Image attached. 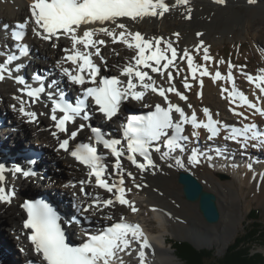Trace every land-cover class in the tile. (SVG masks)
<instances>
[{
  "label": "snow or ice",
  "instance_id": "snow-or-ice-1",
  "mask_svg": "<svg viewBox=\"0 0 264 264\" xmlns=\"http://www.w3.org/2000/svg\"><path fill=\"white\" fill-rule=\"evenodd\" d=\"M189 2L32 0L29 5L30 16L18 23L11 32L14 49L0 53L6 56L0 63V82L11 79L19 86L18 95L13 96L19 107L13 104V110L18 111L28 123H37L39 116L47 115L52 121L51 128L55 129L50 134L58 141L57 150L68 153L88 170L87 179L71 184L73 188L79 185L83 199L78 200L74 207L84 219H88L84 216L86 213L95 215L117 205L126 207L132 214L138 213L139 208L128 197L133 188L140 190L148 186L137 183L138 176L142 180L143 174L155 175L161 170L154 154H159V160L167 163L168 168L185 169L187 165H200L203 159L211 160L212 156L205 152L188 147L190 138L199 140L201 129L206 131V139L210 142L222 138L225 142L239 145L242 152H246L249 147L264 150V129L255 122H245L249 121V114L264 118V68L256 73H248L244 71L246 64L237 66L223 59L214 61L209 47L202 40L194 49L181 51L171 39L146 37L140 31L132 30V24L146 18H163L177 6L185 7L189 13L185 18L191 19V8L187 7ZM225 2L215 0L220 5ZM248 2L254 3V0ZM29 24L32 25V35L51 43L52 47H57L55 42L62 38L70 41L71 47L62 49L64 56L57 61L56 68L61 77L79 89L74 100L68 99L66 91L59 87L56 80L45 83L44 77L36 73L30 83L19 74L23 65L16 62L30 54L29 46L24 43ZM101 35L110 38L113 44H121L134 52L126 64L118 66V76L101 75V65L109 70L107 61L101 55V46H107V41L96 39ZM173 35L179 39V33ZM196 35L200 37L203 33L198 32ZM194 56H202L204 63L194 62ZM93 57H98L100 64ZM178 61L186 62L191 81L200 89L204 86L205 77H209L213 83L223 81L230 85L221 87L220 95L231 105L230 113L239 118V126L214 119L208 108L203 109L204 119H198L195 110L188 114L184 108L172 102L170 95L180 101L188 100L187 95L179 91L174 83L173 71L176 77L184 71ZM211 63L215 64L214 72L209 70ZM225 64L227 72L222 74L219 66ZM237 68L246 77L247 83L257 90L253 92L254 100L236 88L234 69ZM152 74L165 80L168 87L158 85ZM182 86L186 92L191 91L194 85L190 83L189 75L182 77ZM149 92L159 96L162 103L155 104L154 109L146 115L127 117L122 125L121 138H107L100 128L91 125L94 112L111 121L120 113L122 103L142 102ZM197 95L202 96V91ZM37 103H42L46 108L50 105L49 112L38 114L31 110ZM187 108L192 109V105L187 104ZM77 120L83 123L69 131V126L75 125ZM189 127L190 135L186 134ZM85 128L91 132V142L73 144ZM60 134H64L65 138L61 139ZM101 147L113 158L111 162L99 151ZM215 153L218 157L224 155L219 147L215 148ZM27 163L35 165L37 161L30 159ZM129 167L136 171L129 170ZM248 168L254 170L251 163ZM6 174L13 178L36 175L31 168L20 165L9 168L0 162V204H11L16 197L14 186H7ZM93 184L95 188L110 194L109 197L102 198L86 191ZM21 207L26 213L23 228L30 230L27 240L39 258V264H128L125 257L134 255L137 264H148L150 242L142 227L127 222L124 216L120 217L119 222H112L95 232L85 230L83 234L86 238L79 245H73L66 235L61 216L49 203L29 200ZM106 219L111 221L113 218L108 216ZM77 222H80L79 218Z\"/></svg>",
  "mask_w": 264,
  "mask_h": 264
},
{
  "label": "bare ground",
  "instance_id": "bare-ground-1",
  "mask_svg": "<svg viewBox=\"0 0 264 264\" xmlns=\"http://www.w3.org/2000/svg\"><path fill=\"white\" fill-rule=\"evenodd\" d=\"M167 2L172 4L174 0H167ZM31 3L32 0H0V53H6L9 49H14L15 42L10 37V30L30 16L29 5ZM187 7L191 8V19L185 18L189 14L185 7L177 6L163 18H146L132 24V30H138L146 37L155 36L164 37L166 40L171 39L174 46L181 51L194 49L202 40L209 47L210 55L214 58V61L221 60L218 58V53L219 49L225 45L224 36L221 37L220 43L213 42L209 44L212 41L207 43L205 41L213 38L219 31L230 32L231 44L234 45L238 41L240 47L242 44L248 43L252 52L257 53L259 51V49H256L255 33L259 26L264 25V0H254V3H249L248 0H226L224 5L215 3V0H190ZM198 32L203 33V35L197 37L196 33ZM28 33L24 43L30 48V57L16 62L23 65L19 74L23 75L30 83L33 82L32 77L36 73L44 77L45 83L56 80L59 87L66 91L68 97L71 96V92L78 91L79 89L75 86L72 87V91L69 90V86L67 87L69 83L66 78L60 76L59 69L56 68L57 61L64 56L62 49L71 47L70 41L62 38L55 42L57 47H52L51 43L42 41L32 35L31 24L28 26ZM174 33L180 34L178 40L173 35ZM96 39L107 41V46H101V55L107 61L110 72L118 76V66L126 64L134 55V52L126 49L121 44H113L108 37L101 35L97 36ZM244 56H250L249 52L246 51L239 56L237 55L235 62L231 59L228 61L238 66V62ZM261 57L258 61L260 66L257 69L253 67L254 70L246 72L256 73L259 69L264 68V56ZM5 59V55H0V63ZM38 59L45 60L47 63H40L37 61ZM93 59L97 64H100L98 57H93ZM194 62L204 63L202 56H194ZM178 64L184 71L179 77H176L175 71H173L176 88L177 81L182 82L184 75H189L190 83H193L194 86L191 91L187 92L180 90L181 87L177 88L187 95L188 100L186 102L180 101L174 95H170L169 98L172 102L184 108L188 114L195 110L198 119H204L203 109L208 108L216 120L239 126V118L230 113L229 108L231 105L220 95V88L230 87V85H226L223 81L213 83L209 77H205L204 86L200 89L195 82L191 81L186 62L178 61ZM65 66L71 67V65ZM109 70H105L101 65V73ZM209 70L212 72L216 70L214 63L209 65ZM219 70L222 74H226V64L220 65ZM152 75L158 85L168 87L165 80H162L156 74ZM234 76L236 88L243 91L250 100H254L253 92L257 90L254 89L253 85L247 83L246 77L240 74L239 68L234 69ZM121 79L126 78L121 77ZM18 87L11 79L0 82V157L9 168L15 165L31 169L35 167L36 178H13L10 174H6L7 186H14L16 197L11 204H0V264H28L30 260H33L35 264H39V258L33 253L27 240L28 231L23 228L25 212L21 205L25 199L33 194L31 191L50 195L52 205L57 207V211L60 212L61 219L64 221V229L68 230L66 234L71 233L74 239L73 233H78L81 237L85 231H82V228H86V231H88L92 227L114 221L115 216H119L117 222H119L121 216H124L127 222L139 224L151 245V248L147 250L148 264H183L168 246L167 237L190 242L199 250H212L215 246L220 249L226 248L232 236H236L242 221L248 217L247 209L251 203L257 202L264 205V175H261V173H264V150L249 147L246 152H242L239 145L225 142L222 138L210 142L206 139V131L201 129L199 130L200 143H195V140L192 139L188 147L189 149L196 147L198 150L205 152L207 155L212 156L211 160L203 159L200 165H187L185 169L168 168L167 163L159 160V154H154V159H156L161 170L155 175L151 173L143 174L142 180L138 176L137 183L147 184L148 186L140 190L133 188L128 197L135 202L139 212L132 214L126 207L117 205L115 208L104 209L103 212H98L95 215L84 214L88 217L87 220H90V223L86 224L84 223L86 219L80 217L74 207L78 200L83 199L79 192V185L77 184V187L73 188L71 184L87 179L88 170L78 164L68 153L57 150L58 141L50 134L55 129L51 128L52 121L47 115L39 116L37 123H28L20 116L18 111L13 110L11 107L13 104L19 107L18 102L13 99L14 95H18ZM201 91L202 96L198 97L197 93ZM157 103H162L161 98L149 92L144 101L140 103L129 102L128 104L135 109L149 110ZM187 104H191L192 109H188ZM31 110L36 111L38 114L41 112L47 113L50 110V105L46 108L42 103H37ZM6 118L11 119L12 129H7L9 124L4 121ZM79 122L83 123V121ZM245 122H255L258 127L264 129V118L258 115L249 114V121ZM91 125H97L107 135L120 136V133H114V129L115 131L118 130L119 126L113 122H105L100 115H93ZM76 127L77 124L71 125L69 131L75 130ZM18 130L23 132L26 139H22L17 134ZM187 132L190 135V127ZM90 136V130L85 128L73 144L80 139L86 142L90 141ZM60 137L61 139L65 138L62 134H60ZM217 147L224 151L223 156H216L215 148ZM27 148L28 150L48 154L49 165L45 162L43 155L35 160L37 161L35 165H29L28 160L18 157ZM102 152L109 162L113 160L107 150H102ZM250 163L253 165V171L248 168ZM55 168L62 170L65 175L63 180L48 179ZM129 170L136 171L131 167H129ZM180 173L193 175L202 184L205 191L216 196L220 214V219L216 224H207L202 218L197 204L189 203L183 198L182 187L177 182ZM258 179L263 183L260 181V184ZM126 183L129 187H132L130 182L126 181ZM31 186L34 189H31ZM259 187L261 190L256 193L255 188ZM86 191L102 198H108L110 195L104 190L95 188L94 184L88 186ZM253 191L255 193L247 199V196ZM153 209L157 211H153ZM142 210L144 211L141 212ZM147 212L151 213V219L158 224L159 232H153L146 227L145 223L148 220L144 216ZM74 215L80 217L83 222L79 225H73L71 221L67 220L68 217ZM108 216L113 219L111 221L107 220L106 217ZM125 260L128 264H137L135 255L132 257L126 256Z\"/></svg>",
  "mask_w": 264,
  "mask_h": 264
},
{
  "label": "rangeland",
  "instance_id": "rangeland-1",
  "mask_svg": "<svg viewBox=\"0 0 264 264\" xmlns=\"http://www.w3.org/2000/svg\"><path fill=\"white\" fill-rule=\"evenodd\" d=\"M255 34H256V41H257L256 42V44H257L256 45L257 46L256 49L257 50L259 49V51L256 50L257 53L256 52L254 53V52L251 51L250 45L248 43H244L240 47H239V42L238 41H236L235 42L236 44H234V45L231 44L230 43V39L231 38L229 36L230 35V32L229 31H219V32L216 33V35L213 38H209L208 41H205V42L207 43L209 41H212V42H209V44L210 43H213V42L220 43L221 42V37L224 36L225 45L222 48L219 49L218 58L219 59H224L226 61H228V60L231 59L233 62H235L237 55L239 56L242 52L248 51L250 56H244V58L241 59L238 62V66L239 65H245L246 64L247 65V68L244 71H251V70H254V68L257 69L260 66L259 65L260 63L258 61H259V59H260L261 56L262 57L264 56V52H263V50H264V25L259 26L256 29V33ZM37 61H39L40 63H47V61H45V60L38 59ZM177 88H180V90H183L184 91V88L182 86V82L181 81H179V82L177 81ZM5 122H8V124H9V127L7 129H9V128L11 129V127H10V125H11V119L10 118H6ZM17 134L22 139H26V137L24 136L23 132H21V131L18 130L17 131ZM48 157H49L48 154H44V158L46 160L45 162L49 165V162L50 161H49V158ZM0 162H2L1 157H0ZM64 176L65 175H64V173H62V170L60 168L59 169L58 168L57 169L55 168V171L53 172V174H51L49 176V178L50 179H53V180H59V179L60 180H63V177ZM260 181L261 180H259V182ZM261 182H260V184H261ZM31 188L34 189V187H32V186H31ZM29 190H30V187H29ZM255 190H256V193H257L258 191L260 192L261 189L259 187V188H255ZM254 193L255 192L253 191L250 195H248L247 196V199H249L250 196H252ZM250 210H257L258 211L259 222L262 225H264V205H260L257 202H252L251 205L249 206V208L247 209V215L249 214ZM143 211L144 210H142L141 212H143ZM144 217H146L145 219L148 220V222L145 223V225H146V227L149 230H152L153 232H159L160 231V229L158 227V224L156 222H154V220L151 219V213H149V212L145 213V216ZM68 220H69V217H68ZM250 223L251 222L248 221V217L245 218L244 221H242L241 226L239 227L236 236H234V237L232 236V238L228 241V243L226 245V248H223V249L221 248L220 249L219 247L215 246L214 249H212V250H209V249H205V250L212 251L215 258H221L224 255V253L226 252L227 247L231 243H233V241L235 240V238L238 237V236L243 235L246 232V228L250 226ZM167 239H168V241L172 240V241H176V242H182V241H178L176 239H172L170 237H167ZM201 250H203V249H201ZM254 251L255 252L256 251H261L262 253H264V249L263 248H260V247H258Z\"/></svg>",
  "mask_w": 264,
  "mask_h": 264
},
{
  "label": "trees",
  "instance_id": "trees-1",
  "mask_svg": "<svg viewBox=\"0 0 264 264\" xmlns=\"http://www.w3.org/2000/svg\"><path fill=\"white\" fill-rule=\"evenodd\" d=\"M248 221L251 223L246 232L235 238L221 258H215L209 250L198 251L187 242L170 240L167 244L183 264H264V254L254 251L264 249V225L259 222L257 210H250Z\"/></svg>",
  "mask_w": 264,
  "mask_h": 264
},
{
  "label": "water",
  "instance_id": "water-1",
  "mask_svg": "<svg viewBox=\"0 0 264 264\" xmlns=\"http://www.w3.org/2000/svg\"><path fill=\"white\" fill-rule=\"evenodd\" d=\"M177 182L182 187L183 198L189 203L197 204L204 221L210 225L216 224L220 219L216 196L205 191L202 184L189 173H180Z\"/></svg>",
  "mask_w": 264,
  "mask_h": 264
}]
</instances>
